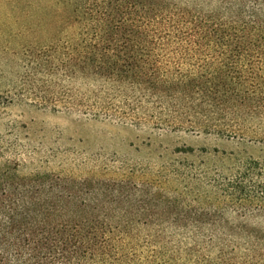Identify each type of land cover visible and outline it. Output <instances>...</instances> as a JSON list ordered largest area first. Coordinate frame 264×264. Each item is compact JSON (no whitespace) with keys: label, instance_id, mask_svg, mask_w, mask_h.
<instances>
[{"label":"trees","instance_id":"trees-1","mask_svg":"<svg viewBox=\"0 0 264 264\" xmlns=\"http://www.w3.org/2000/svg\"><path fill=\"white\" fill-rule=\"evenodd\" d=\"M53 2L78 30L71 44L48 50L44 73L114 88L110 96L121 100L103 104L105 114L117 106L115 115L142 121L141 112H152L161 124L264 119V0H218L213 10L205 8L213 0ZM245 182L235 190L245 192ZM146 198L126 182L25 175L0 157V264H155L160 230L182 226L132 219L149 211ZM251 231L244 250L234 240L198 238L197 251L218 252L200 264H264V231Z\"/></svg>","mask_w":264,"mask_h":264},{"label":"rangeland","instance_id":"rangeland-1","mask_svg":"<svg viewBox=\"0 0 264 264\" xmlns=\"http://www.w3.org/2000/svg\"><path fill=\"white\" fill-rule=\"evenodd\" d=\"M77 30L53 0H0V157L25 175L126 182L145 194L149 211L132 219L182 226L160 230L155 264L214 259L217 250L197 251L198 238L234 240L244 250L251 230L264 231V119L161 124L152 112H141L142 121L115 115L117 106L105 114L103 104L121 100L110 96L114 88L44 73L48 50L71 44ZM244 179L247 190L236 191ZM157 230L143 228L139 237Z\"/></svg>","mask_w":264,"mask_h":264}]
</instances>
